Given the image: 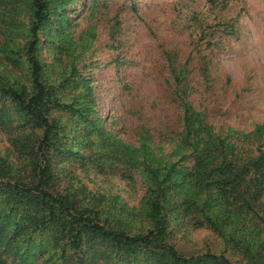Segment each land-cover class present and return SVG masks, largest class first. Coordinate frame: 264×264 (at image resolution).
<instances>
[{"label": "rangeland", "instance_id": "1", "mask_svg": "<svg viewBox=\"0 0 264 264\" xmlns=\"http://www.w3.org/2000/svg\"><path fill=\"white\" fill-rule=\"evenodd\" d=\"M49 1L50 20L38 35L46 76L54 79L74 67L88 79L95 100L90 118L100 117L101 128L123 144L108 157L91 123L62 113L76 132L68 139L71 156L57 159L72 189L100 195L113 215L144 231V163L191 168L192 144L204 145L209 135L219 136L233 154L264 153V130L253 133L264 123V0ZM29 17L25 0L14 6L0 0V70L11 68L5 55L26 41ZM67 92L85 96L86 88ZM186 107L201 122L188 140ZM9 152L0 130V154ZM123 153L134 160H120ZM184 200L177 190L166 191L169 241L178 251L223 254L231 264L256 261L201 223L198 213L182 210ZM41 243L36 238L22 250L29 263L61 264L48 261V253L36 259Z\"/></svg>", "mask_w": 264, "mask_h": 264}, {"label": "trees", "instance_id": "2", "mask_svg": "<svg viewBox=\"0 0 264 264\" xmlns=\"http://www.w3.org/2000/svg\"><path fill=\"white\" fill-rule=\"evenodd\" d=\"M25 1L30 15L26 41L5 55L11 68L0 70V130L10 148L0 154V264H30L22 250L36 238L42 241L36 259L48 253V261L61 264H231L223 254L186 256L169 241L168 189L184 195L182 210L198 213L201 223L251 253L253 264H264V153L233 154L219 136L209 135L204 145L192 144L191 168L179 162L144 163V231H133L113 215L100 195L72 189L62 180L65 169L57 159L71 156L68 139L76 137L62 113L91 123L108 157L123 144L101 128L100 117L90 118L95 100L88 79L73 73L74 67L54 79L46 76L38 35L50 20L51 2ZM81 86L85 96L68 94ZM197 114L189 115L186 107V140L191 131L201 130V122L193 119ZM258 130L264 123L254 135ZM122 156L124 162L134 160L128 153ZM90 243L98 248L91 251Z\"/></svg>", "mask_w": 264, "mask_h": 264}]
</instances>
